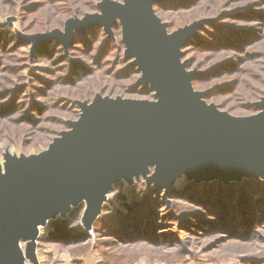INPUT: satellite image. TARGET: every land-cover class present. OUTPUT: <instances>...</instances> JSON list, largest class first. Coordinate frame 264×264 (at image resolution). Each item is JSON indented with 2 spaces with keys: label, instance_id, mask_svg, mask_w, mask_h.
Instances as JSON below:
<instances>
[{
  "label": "rangeland",
  "instance_id": "rangeland-1",
  "mask_svg": "<svg viewBox=\"0 0 264 264\" xmlns=\"http://www.w3.org/2000/svg\"><path fill=\"white\" fill-rule=\"evenodd\" d=\"M109 1L126 0H0V23L7 22L0 33L14 36L0 42L3 176L10 160L30 168L49 155L83 104L155 100L127 53L120 19L110 30L73 27L65 41L70 21L103 14ZM152 7L168 35L196 25L176 51L202 102L235 119L262 111L264 0H156ZM43 46L49 53L37 58ZM73 65L80 71L74 79ZM157 169V162L145 161L124 171L89 217L85 196L71 205V211L84 205L78 224L90 236L86 241L52 237L50 222L64 218L62 212L47 219L36 240H20L22 263L264 264V176L224 183L181 171L166 185Z\"/></svg>",
  "mask_w": 264,
  "mask_h": 264
},
{
  "label": "water",
  "instance_id": "water-1",
  "mask_svg": "<svg viewBox=\"0 0 264 264\" xmlns=\"http://www.w3.org/2000/svg\"><path fill=\"white\" fill-rule=\"evenodd\" d=\"M155 1H109L103 14L68 23L65 41L73 27L84 31L100 24L110 30L120 19L127 53L137 59L155 100L99 98L83 104L49 155L31 161L30 168L10 160L7 175L0 173V264H23L22 238L36 240L42 223L58 212L68 216L84 196L89 217L102 191L145 161L158 163L157 180L166 185L181 171L197 181L224 183L264 176V101L262 111L248 119L217 114L202 102L176 51L196 25L168 35L155 16Z\"/></svg>",
  "mask_w": 264,
  "mask_h": 264
},
{
  "label": "trees",
  "instance_id": "trees-1",
  "mask_svg": "<svg viewBox=\"0 0 264 264\" xmlns=\"http://www.w3.org/2000/svg\"><path fill=\"white\" fill-rule=\"evenodd\" d=\"M10 39H14V36L10 38L6 33H0V42L6 44ZM48 47L43 46L37 50V58H43L48 54ZM72 71L74 72L75 77L80 76V71L75 69L76 67L73 65ZM254 181L253 179H250ZM121 198L126 199L125 195L120 194ZM84 209V205H80L74 208L67 217L57 218L50 222V234L52 237L60 238V239H71L74 242L86 241L89 239L88 233L83 229L82 226L78 224L82 211Z\"/></svg>",
  "mask_w": 264,
  "mask_h": 264
}]
</instances>
